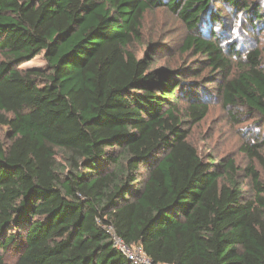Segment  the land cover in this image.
I'll list each match as a JSON object with an SVG mask.
<instances>
[{"label":"trees","instance_id":"1","mask_svg":"<svg viewBox=\"0 0 264 264\" xmlns=\"http://www.w3.org/2000/svg\"><path fill=\"white\" fill-rule=\"evenodd\" d=\"M213 2L253 31L264 24L246 0H0V264L9 253L15 264H134L114 236L152 264H264L260 173L246 170L249 202L235 161L189 142L211 97L264 123L261 52L235 70L210 27L225 24ZM158 9L184 22V53L220 79L152 70L131 50ZM41 54L46 70L21 68Z\"/></svg>","mask_w":264,"mask_h":264},{"label":"rangeland","instance_id":"2","mask_svg":"<svg viewBox=\"0 0 264 264\" xmlns=\"http://www.w3.org/2000/svg\"><path fill=\"white\" fill-rule=\"evenodd\" d=\"M246 2L252 8L260 9L264 15V0H246ZM213 9L221 12L225 24L222 26L221 23H217L210 27L219 35L220 40L217 41L225 53L232 56L235 70L239 58L245 59L246 55L254 50L261 52V66L264 67V24L259 30L253 31L248 28L245 13L240 14L216 2H213ZM142 32V41L135 43L131 50L141 58L148 54L154 62L152 70L192 68L201 74L199 78L201 81H210L211 78L220 79L219 74L211 70L206 60L195 56L193 52L184 53L182 46L188 30L184 22L174 13L166 9L148 12L143 20ZM231 45H234L239 54L228 53ZM21 68L46 70L47 62L44 54ZM213 88L215 87H211ZM210 102V113L203 122L192 128L189 142L197 147L203 156L235 161L239 170L238 188L245 192L249 202L256 203V194L253 192L251 179L246 170L250 166L254 167L260 173L264 184V151L260 153V158H252L245 149L248 144L259 143V137L264 133V123L259 122V118L248 115V110L245 108L231 112H239L241 115L239 118H234L223 107L219 98L211 97ZM0 139L9 140L6 128L0 127ZM6 257L10 264H15L17 261L13 253H9Z\"/></svg>","mask_w":264,"mask_h":264},{"label":"built area","instance_id":"3","mask_svg":"<svg viewBox=\"0 0 264 264\" xmlns=\"http://www.w3.org/2000/svg\"><path fill=\"white\" fill-rule=\"evenodd\" d=\"M114 246L127 255L134 264H152L140 247H130L122 239L114 236ZM137 248V249H136Z\"/></svg>","mask_w":264,"mask_h":264}]
</instances>
